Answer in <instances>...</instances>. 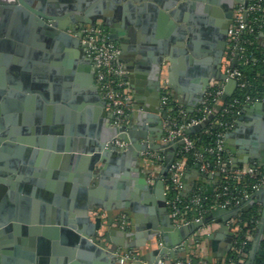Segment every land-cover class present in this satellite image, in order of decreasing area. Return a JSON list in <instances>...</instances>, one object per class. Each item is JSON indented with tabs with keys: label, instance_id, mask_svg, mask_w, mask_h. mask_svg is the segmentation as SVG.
Wrapping results in <instances>:
<instances>
[{
	"label": "water",
	"instance_id": "95a60500",
	"mask_svg": "<svg viewBox=\"0 0 264 264\" xmlns=\"http://www.w3.org/2000/svg\"><path fill=\"white\" fill-rule=\"evenodd\" d=\"M34 1L0 0V11L3 12L0 44L9 46L13 55L10 60L13 63H6L7 69L4 67L0 71L3 75L0 80V264H7L8 248L14 241L20 242L21 235L34 241L40 231L45 235L62 234L71 240L73 248L66 252V257L57 260L58 264L86 261L113 264L116 259L121 261L118 249L132 251L146 247L149 250L136 252L133 261L120 263L160 264L178 260L183 245L193 236H197L194 239L198 242L200 231L204 228L217 224L220 232L228 234V223L232 219L249 212L255 205H261V218L245 263L255 264L264 239V187L233 209H219L200 221L176 227L167 207L165 180L176 160L180 143L168 146L158 143L164 135L166 114H160L159 103L153 111L133 113L136 117H143L154 129L149 130L146 125L143 128L113 127L107 104L95 85L94 63L87 53L83 56L79 38V30L91 25L103 28L111 41L119 45L122 33L111 29L107 9L123 4L117 11L125 13L130 7L132 9L130 1L142 5L149 2L148 6L159 24L166 26L167 43H171V52L158 60L159 64L152 74L154 86L159 90L157 97L160 100L161 88L156 77L162 74L165 63H169L168 83L191 94L189 107L193 111L212 80H227L221 61L233 18H229L230 22L221 37L223 45L215 61L206 49V43H212V40L209 37V41L207 37L205 40V36L211 34L209 22H214L221 14L228 0H101L98 10L83 14L78 13L81 7L71 5L70 0H62L64 5L61 6L48 0H38L33 7ZM232 3L236 4V0ZM16 22L22 23L25 31L13 32ZM35 47L43 49L40 51ZM79 58H85L92 66L87 83L94 107L87 112H84V105L76 104L79 96L72 99V91H63V87H71L74 92L80 89L77 66L74 64ZM53 63L59 65L57 72L49 66ZM32 64L38 67H32ZM179 68L183 74L185 68L187 80L182 83L176 81L178 71L181 72ZM56 73H59V84L54 88L52 82ZM17 75L21 80L16 78ZM38 78H42L40 82ZM236 86V81L227 80L224 101L234 94ZM260 111H264V104L248 108L238 119L235 130L226 134L225 148L233 156L235 166L249 164L252 168L264 167V127L257 122V127L248 124L250 128H246V123L261 116ZM206 125L192 127L186 133H197ZM235 138L238 140L233 144ZM117 139L126 147H117ZM141 139L146 142L142 144ZM52 150L59 152L56 161L60 163L55 161L52 165L60 166L62 170L70 169L74 182L81 184L77 187L72 185V191L77 196L75 208L50 209L42 214L40 221H29L22 211L10 210L6 203L8 197L18 203L21 198L19 193H25L26 188H32L31 194H36L37 186L48 189L46 198L52 203L50 170L40 172L43 179L33 176L34 170H37L33 165L40 163L37 156H52ZM149 150L159 151L165 156V163L157 168L158 174L153 183L149 177L151 170L144 173L140 169L142 152ZM24 153L27 154L26 159L30 155L31 161L21 160ZM61 172V176L65 177V171ZM30 184L33 186L27 187ZM99 210L107 213V222L100 217L91 220L89 213L99 214ZM121 214L133 221L134 227L122 229L116 220ZM232 242L233 237L230 236L228 245L220 252H229Z\"/></svg>",
	"mask_w": 264,
	"mask_h": 264
},
{
	"label": "built area",
	"instance_id": "2783aa9c",
	"mask_svg": "<svg viewBox=\"0 0 264 264\" xmlns=\"http://www.w3.org/2000/svg\"><path fill=\"white\" fill-rule=\"evenodd\" d=\"M246 3H248L247 6ZM263 30L264 0H236L233 23L228 32L227 53L223 68L227 80L236 81V90L231 97L224 101L227 80H212L203 99L194 108L201 114L199 118L192 119L189 116L186 123L179 124L177 119L171 115L174 110L172 102L176 101L172 97L167 82H164L161 87L160 114H166V119L164 135L158 143L164 146L180 143L176 160L165 180L168 211L173 224L178 228L200 221L219 209H233L248 201L255 192L264 187V171L260 172L261 168L236 167L232 155L225 148L226 134L235 130L238 119L248 108L264 104V83L260 89L254 88L253 82L239 68L258 62L253 50L257 45L261 46L257 40L259 33ZM79 38L88 57L94 63L95 85L112 116V126H127L132 112L133 98L127 90L126 70L120 60L121 49L111 41L108 32L103 28L85 25L79 30ZM251 89L254 92L248 91ZM218 106L221 107L220 110L217 109ZM176 107L180 108L179 116H188L189 111L185 110L184 106L177 103ZM220 113L223 117H232V120L216 122L224 129L219 134L216 144L211 147L199 148L197 141L191 139L190 134H187L186 131L207 123L202 129L204 130ZM145 142L146 140H144ZM115 145L120 148L126 147V144L120 139L116 140ZM188 156L192 157L194 167L189 166ZM142 158L144 166L153 167L155 171L165 163V156L159 151L142 152ZM194 168L203 180H210L214 187L217 186L212 204H206L205 195L207 193L202 181L187 191L184 177ZM156 176L154 171L149 174L150 180L153 178V181ZM246 176L259 177L252 192H234L230 181ZM191 213H195L194 218H189ZM97 215L102 220H107L108 216L105 211H99ZM241 215L228 223V226L233 230L231 250L237 249V237L241 231L238 224H240ZM117 222L124 228L131 226V222L125 214H121ZM246 237L254 239L255 236L249 234ZM240 250L242 251V249ZM117 255L123 263L133 261L137 253L134 250L118 249ZM160 264H194V262L168 260L160 262ZM200 264L209 263L202 262Z\"/></svg>",
	"mask_w": 264,
	"mask_h": 264
},
{
	"label": "crops",
	"instance_id": "0c3cea01",
	"mask_svg": "<svg viewBox=\"0 0 264 264\" xmlns=\"http://www.w3.org/2000/svg\"><path fill=\"white\" fill-rule=\"evenodd\" d=\"M52 4H56L57 6L64 5L62 0H48ZM39 1L35 0L33 7H36ZM42 2V0H41ZM47 2V1H46ZM132 2V9H128L125 13H119L117 11L122 7L121 5H116L115 8H108V13L110 17V24L111 29L117 31V33H122L119 36V39L122 43L118 45L121 49V56L120 60L122 61L124 68L126 70V81H127V90L131 94L133 98L132 102V112L129 117V122L127 126L135 127L139 126L141 128L145 127V125L150 129H154L153 126L147 124L143 117H136L133 115L135 111L144 112V111H153L156 108V105L160 103L158 96L159 90L154 86V77L152 76L154 67L158 66V60L164 56L166 53L171 52V43H167V33H166V26L163 27L159 24L154 12L150 10L149 2H145L144 5L136 3L135 1ZM70 4L74 5L75 7H81L78 9V13H87V12H95L102 4L101 0H70ZM67 5V4H66ZM146 6V7H145ZM102 7V6H101ZM113 7V6H112ZM57 8V7H56ZM124 12V11H123ZM128 14V16L126 15ZM125 14V15H124ZM3 12L0 11V29L2 27V16ZM102 22H99L101 24ZM15 28L13 26V32L18 31H25L23 30V24L20 22H16ZM12 29V28H11ZM27 32V31H26ZM32 37L31 35L29 36ZM258 43L262 47H264V30L261 31L258 35ZM40 46H43L41 43H37ZM123 46V47H122ZM122 47V48H121ZM37 50H42V48L35 47ZM11 48L7 45L0 44V71L2 68H6V63H11V57H13L12 53L9 51ZM83 56L85 57L86 52L85 49H81ZM88 56V55H87ZM15 57V56H14ZM165 58V57H164ZM74 62V61H72ZM13 63V62H12ZM11 63V64H12ZM77 66V74L79 77V90L77 92L73 91V88H65L63 87V91L69 90L72 91L71 98L73 99L74 96L79 100L76 103L77 105H84V112L90 111L94 107V103L91 101L89 97L90 91L88 88L87 80L89 79L90 73L92 72V66H90L85 58H79L77 63L74 62ZM42 65V64H41ZM161 65V64H160ZM38 67V65L32 64V67ZM49 66L54 69V71L59 69V65L57 63L49 64ZM75 66V67H76ZM170 66L169 63H165L162 74L156 77L160 88L162 87L164 82H167L168 87L171 91L173 99L180 105L190 109L189 107V97L190 93H186L182 90L181 87H172L168 83L169 75L167 72V68ZM50 68V69H51ZM179 70H181L179 68ZM33 71V70H32ZM34 72V71H33ZM177 76V83L185 82L186 75H185V68L184 74L178 71ZM31 74V73H30ZM33 74V73H32ZM7 75V73H6ZM3 75L0 72V80ZM77 77V75H76ZM17 79L21 80V78L17 75ZM42 78H38L40 82ZM59 73H56L52 82L54 88H57L59 84ZM189 85V84H188ZM19 90V89H18ZM21 91V90H19ZM100 95V94H99ZM86 98H88L86 100ZM181 101V103H180ZM108 110V109H107ZM108 113L110 114L109 110ZM260 117L255 120H250L246 123V128H250V126H256L257 122L261 123V126L264 127V111H260ZM245 114V113H244ZM243 114V115H244ZM111 115V114H110ZM242 115V116H243ZM249 124V125H248ZM237 127V126H236ZM56 137V136H55ZM238 138L232 140L233 144H236ZM226 142V139H225ZM141 143L144 144V140L141 139ZM54 146L57 144L54 143ZM42 150L46 151L45 148ZM52 156H37V162L40 161L35 168L33 173L36 179H43L40 176L41 171L50 170L51 173V181L52 185L49 190H52L50 195L53 198L52 203L47 201L46 195L48 189H43L42 187L37 186V190H35L36 194H31L32 188H26L24 191L25 193L20 194V201L17 200L13 201L11 198L8 197V203H6L7 208L16 209L22 211L23 215H26V218L31 220H38L44 212L47 210H63L64 208H75L74 204L77 201L76 197L73 193L72 185L80 186V183H76L73 180L72 173L70 169L62 170L58 167H55L53 162L56 161V154H59L58 151L52 150ZM11 154V153H8ZM27 154L24 153L21 156V160H28L31 161L30 155L26 159ZM233 158V156H232ZM43 161V162H42ZM57 164L60 165L59 161H56ZM235 165V164H234ZM30 167L29 165H26ZM25 166V167H26ZM236 167H244V168H251L249 164H239ZM140 169L142 171L147 172L151 170L158 174V171L153 167H145L144 163H140ZM61 171H65V177L61 176ZM38 172V175H37ZM59 173V174H58ZM150 174V173H149ZM73 180V181H71ZM202 181L204 183L205 192L207 194L212 193L213 183L210 180H203L198 173V171L194 168L189 171L184 177V183L187 191L189 187H193L196 183ZM153 183V178L150 180ZM33 185L30 184L27 187H32ZM85 187V186H83ZM87 188V186H86ZM10 187L8 186V191H10ZM78 194V193H77ZM11 206V207H10ZM67 206V207H66ZM49 207V209H46ZM103 211V210H99ZM89 216L91 217L92 221L98 218L97 213L90 212ZM107 222V220H104ZM131 226L134 227V222H131ZM39 227V225H36ZM32 227V226H31ZM41 227V226H40ZM123 229L124 227L121 226ZM228 234L233 237V230L229 227ZM226 232H220L219 225L215 224L210 227H206L200 231V239L198 242H195V237L189 239L185 246L183 245V250L179 253L178 260H190L194 262V264H200L202 262H207L209 264H223V260L226 258L229 252H224L223 254L220 252L226 248L230 241V236H228ZM57 236V237H56ZM213 237V238H210ZM20 242L14 241L12 247L8 248V256L7 264H58L57 260L63 259L67 256L68 251H71L72 242L69 238L65 237L62 234L59 235H45L43 231H40L34 241L30 239V237H25L21 235ZM156 247V245L154 246ZM152 249V247H151ZM232 249V246H231ZM148 251L149 248H142L141 250H134L135 252L138 251ZM129 251V250H128ZM88 258V257H87ZM86 258V259H87ZM79 262L78 260H76ZM174 261V260H173ZM121 261L116 259L113 264H121ZM80 264H91V261L86 262H79Z\"/></svg>",
	"mask_w": 264,
	"mask_h": 264
},
{
	"label": "trees",
	"instance_id": "16d2710c",
	"mask_svg": "<svg viewBox=\"0 0 264 264\" xmlns=\"http://www.w3.org/2000/svg\"><path fill=\"white\" fill-rule=\"evenodd\" d=\"M255 56L258 58L257 63H251L247 66H240V70L253 82L254 88L260 89L264 83V47L257 45L253 50ZM249 92H254L253 89L248 90ZM238 93V92H237ZM177 102H172L173 112L172 117L176 118L179 124H184L188 121V117L199 118L201 114L195 109L190 111L186 107L185 110L189 111L188 116L181 117L179 116L180 108L176 107ZM232 117H223L220 114L215 118V120L208 125L204 130H201L197 133L190 134L191 139L197 141L199 148L211 147L214 146L218 140V136L221 132L224 131L223 127L216 122L221 121H231ZM188 164L190 167H194V161L191 156H188ZM264 171V167L260 169V172ZM259 177L246 176L239 180H231L230 186L234 192L238 191H248L252 192L253 186L258 182ZM225 182V180H222ZM217 186H213L212 193L205 195L206 204H212L215 199V189ZM261 205H255L249 212L243 213L240 217L241 228L239 236L237 237V249L231 250L226 258L223 260V264H245L248 260L249 253L252 249L253 239H248L246 236L253 234L255 236L257 231V226L261 218ZM195 213H191L189 218H194ZM211 215V214H210ZM208 215V216H210ZM244 244V245H243ZM243 245V246H242ZM242 249V251L240 250ZM255 264H264V239L261 244L260 251L257 255Z\"/></svg>",
	"mask_w": 264,
	"mask_h": 264
},
{
	"label": "flooded vegetation",
	"instance_id": "af4514ba",
	"mask_svg": "<svg viewBox=\"0 0 264 264\" xmlns=\"http://www.w3.org/2000/svg\"><path fill=\"white\" fill-rule=\"evenodd\" d=\"M225 7L226 8L221 12V14L217 15L216 19L213 20L214 22H212V21L209 22V29H210L209 33H211V34L210 35L208 34L207 36H205V40H206V37L207 38L209 37L210 41L212 40V43H206V49L210 52V56H211V58L214 59V61L218 59L217 56L222 49L223 43H220L221 37H222L223 33L226 31L228 23L230 22L229 18L232 19L234 17L235 4L232 3V0H228L226 2ZM211 36H213V37L211 38ZM209 38L207 39L208 41H209ZM226 42H228V39H226ZM227 45H228V43H226L224 56H223L222 61H221L222 70H223L224 65H225ZM130 228H131V226H130Z\"/></svg>",
	"mask_w": 264,
	"mask_h": 264
}]
</instances>
